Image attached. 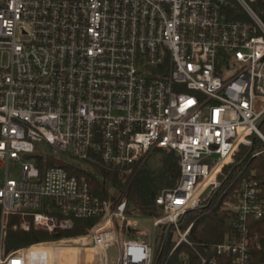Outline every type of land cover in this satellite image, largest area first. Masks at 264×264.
Segmentation results:
<instances>
[{
    "label": "built area",
    "instance_id": "1",
    "mask_svg": "<svg viewBox=\"0 0 264 264\" xmlns=\"http://www.w3.org/2000/svg\"><path fill=\"white\" fill-rule=\"evenodd\" d=\"M255 1L0 0V264H30L32 251L55 264L54 242L5 252L9 215L22 230L50 232L99 217L79 237L103 251L104 264L111 244L117 264H154L156 241L127 236L136 230L127 199L91 195L84 178L48 166V157L125 178L154 149L175 151L178 183L158 193L163 215L151 220L171 224V252L190 243L193 223H180L206 187L209 197L219 186L222 166L254 139L262 143L255 155L264 152V20ZM259 192L248 180L223 202L235 232L210 246L214 256L254 264L248 220L264 215Z\"/></svg>",
    "mask_w": 264,
    "mask_h": 264
},
{
    "label": "trees",
    "instance_id": "2",
    "mask_svg": "<svg viewBox=\"0 0 264 264\" xmlns=\"http://www.w3.org/2000/svg\"><path fill=\"white\" fill-rule=\"evenodd\" d=\"M253 7L264 20V0H257ZM262 148V143L254 139V146L240 145L230 162L224 164L217 175L221 187L200 203L196 209L187 211L180 225L185 228L193 223L188 235L190 243H182L171 252L173 242L170 234L167 236L164 248L160 251L165 239L166 227H160L155 237L156 248L154 264H182L183 253L189 264H209L214 256L210 246L222 242L228 235L235 232L231 223V215L221 210L223 202L232 199L245 181L256 180L260 189L259 195L264 200V152L255 155ZM156 165L145 162L134 174L122 177L119 169L106 165H91L89 169L81 168L75 163L66 162L57 157H48V166L64 168L69 175L84 178L90 187V193L100 199H127L130 214L137 213L139 218H155L160 216L161 208L155 203V198L163 189L174 188L180 177L179 157L171 149L156 148ZM231 172V175L229 173ZM210 197L211 202L208 204ZM55 208V202L52 201ZM62 215H59L61 218ZM99 217L72 218V226L67 229L43 231L34 227L28 230L19 228L21 218L18 215L7 217L6 233L3 240L5 252L28 246L37 242H51L62 238L79 237L88 234L89 229L97 223ZM248 230L251 236H256L251 245V257L254 264L264 263V215L259 218L250 217ZM144 234L140 230L131 229L127 236L138 238ZM216 257L215 264H229L230 257ZM203 259L206 261L203 262Z\"/></svg>",
    "mask_w": 264,
    "mask_h": 264
},
{
    "label": "rangeland",
    "instance_id": "3",
    "mask_svg": "<svg viewBox=\"0 0 264 264\" xmlns=\"http://www.w3.org/2000/svg\"><path fill=\"white\" fill-rule=\"evenodd\" d=\"M156 159L157 158L155 154L152 152L145 162H147L151 166H155L157 163ZM75 164L80 167L82 166L81 163H75ZM8 177L13 179L19 178V169L17 165H14L12 163L9 165ZM4 179H5V167H0V187H2ZM119 199H122V197L118 198L117 200ZM130 210L131 208L129 205V209H128L129 214H130ZM130 215L134 218V219L132 218V220L136 222L135 228L137 230L146 233V235L144 234L138 235V238L147 240L149 243H154L155 237L159 233V229H157L155 226L152 225V220L148 218H139L135 211ZM173 237L174 235L172 233L171 239H173ZM80 239L81 241L84 240V242H81ZM87 240L90 241V238ZM51 242H54L53 244L55 246L56 245L58 246L57 249H55V253H54L55 264H89V262H87V259L92 258L93 252L95 251V249L91 247V243L88 241L86 242V239H82V237H68ZM106 256L108 259L107 264H117L118 252L114 244H111L107 247Z\"/></svg>",
    "mask_w": 264,
    "mask_h": 264
},
{
    "label": "bare ground",
    "instance_id": "4",
    "mask_svg": "<svg viewBox=\"0 0 264 264\" xmlns=\"http://www.w3.org/2000/svg\"><path fill=\"white\" fill-rule=\"evenodd\" d=\"M54 257V256H53ZM89 264H104V253L102 250L95 249L93 252V257L87 259ZM30 264H43L42 257L37 251L31 252V263Z\"/></svg>",
    "mask_w": 264,
    "mask_h": 264
},
{
    "label": "water",
    "instance_id": "5",
    "mask_svg": "<svg viewBox=\"0 0 264 264\" xmlns=\"http://www.w3.org/2000/svg\"><path fill=\"white\" fill-rule=\"evenodd\" d=\"M210 163H212V161H211ZM230 175H231V172L229 173L228 176H230ZM221 185H222V183H220L219 186L214 190L215 193H216L217 189H219V188L221 187ZM211 191H212V185L206 187V188L204 189V191L200 194L199 199H200L201 201L205 200V199L208 197V195H209V193H210ZM211 200H212V197H210L208 204L211 202ZM170 227H171V224L168 225V227H167V229H166V231H165V239H164V241H163V243H162V245H161V249H160V251H162L163 248H164V245H165V242H166V239H167V236H168V233H169Z\"/></svg>",
    "mask_w": 264,
    "mask_h": 264
},
{
    "label": "crops",
    "instance_id": "6",
    "mask_svg": "<svg viewBox=\"0 0 264 264\" xmlns=\"http://www.w3.org/2000/svg\"><path fill=\"white\" fill-rule=\"evenodd\" d=\"M80 241H81V239H80ZM87 241L90 242L89 240L86 239V242H87ZM81 242H84V240H82Z\"/></svg>",
    "mask_w": 264,
    "mask_h": 264
}]
</instances>
